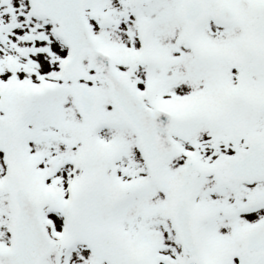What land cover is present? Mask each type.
Segmentation results:
<instances>
[{
  "label": "snow or ice",
  "instance_id": "1",
  "mask_svg": "<svg viewBox=\"0 0 264 264\" xmlns=\"http://www.w3.org/2000/svg\"><path fill=\"white\" fill-rule=\"evenodd\" d=\"M0 264H264V0H0Z\"/></svg>",
  "mask_w": 264,
  "mask_h": 264
}]
</instances>
